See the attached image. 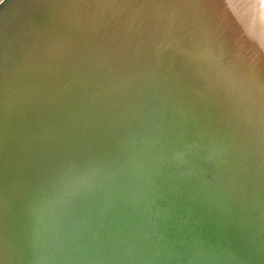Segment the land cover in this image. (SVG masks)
<instances>
[{
  "label": "water",
  "instance_id": "95a60500",
  "mask_svg": "<svg viewBox=\"0 0 264 264\" xmlns=\"http://www.w3.org/2000/svg\"><path fill=\"white\" fill-rule=\"evenodd\" d=\"M171 1L151 17L159 35L142 18L53 56L46 14L29 25L36 60L0 121V264H47L52 231L101 180L181 198L180 166L264 224V29L253 26L264 0ZM7 68L12 84L20 68ZM185 198L264 264L261 236L194 191Z\"/></svg>",
  "mask_w": 264,
  "mask_h": 264
},
{
  "label": "bare ground",
  "instance_id": "6f19581e",
  "mask_svg": "<svg viewBox=\"0 0 264 264\" xmlns=\"http://www.w3.org/2000/svg\"><path fill=\"white\" fill-rule=\"evenodd\" d=\"M103 1L87 0L86 8L92 10L90 5L98 7ZM116 1L113 0L95 15L94 22L99 24L87 31L89 33L97 29L94 36L91 35L92 39H100L115 24H135L142 18L148 19V23L150 20L151 28L159 35L161 26L158 19L151 17L173 9L168 7L166 0H139L144 5L135 10L129 0H120L118 6L114 3ZM84 2L8 0L0 7V47L6 51L0 61L1 90L9 88L11 84L9 77L4 76L8 65L15 68L20 63L26 68L35 62L30 56L31 47L27 49L25 41L29 25L39 21L38 18L48 11L57 9V14L64 22L75 27L81 20L74 18V15H78L75 11L77 7L82 8ZM171 3L175 4L173 0ZM244 9L247 11L246 7ZM263 15L264 11L261 17L257 16L256 26L251 23L256 29L257 24H261L264 29ZM86 40L84 45L88 44L90 38ZM22 69L24 73V67ZM171 175L181 198L159 190L145 191L140 184L132 186L135 180L131 177L122 178L121 187L126 186L125 194L122 195H118L115 189L117 179L96 182L94 190L89 188L85 198L57 226V235H68V238L52 243L48 250L51 264H94L99 248L93 244L99 240L105 244L109 241V249L120 253L116 264H257L241 251L228 231L196 211L185 197L194 191L195 195L223 206L229 217L239 220L243 226L264 239V224L258 213L231 205L215 189L201 190L199 175H192L181 166L176 167ZM119 223L121 230L117 231ZM111 225L116 227V235L110 240L107 233Z\"/></svg>",
  "mask_w": 264,
  "mask_h": 264
},
{
  "label": "rangeland",
  "instance_id": "374dc122",
  "mask_svg": "<svg viewBox=\"0 0 264 264\" xmlns=\"http://www.w3.org/2000/svg\"><path fill=\"white\" fill-rule=\"evenodd\" d=\"M8 0H0V7H2L4 5V3ZM4 2V3H3ZM111 3L113 2V0L110 1ZM87 0H85V2L83 3L82 8L81 7H77L75 14L78 15H74L77 19H81L79 20L76 24L75 27L72 26V24H69L67 21L64 22V20L61 18L60 15H58L56 13L57 9L49 11L48 13H46L44 20L46 19L48 25H45V29L42 32V37L46 39V41L50 42L52 40L55 41L54 45L56 47V49L54 50H49L47 53H53V55H57L59 54V50H62L64 52H68L69 50H71L73 47L81 45L85 43V40L88 39V34H86V32L94 26H97L99 23H95V15L94 17H86V13L88 12L89 9L86 8V4H87ZM118 3H120V0H117L115 2V5L118 6ZM8 2L6 3V5L4 6L5 8L7 7ZM64 4V3H63ZM63 4H60V6H62ZM59 12V11H58ZM51 15V16H50ZM54 15V17H53ZM47 17V18H46ZM51 17V18H49ZM41 18H38V20ZM65 19V18H64ZM108 23L110 24V21L107 20ZM64 22V23H63ZM73 28V29H72ZM75 29V30H74ZM94 36V34L92 35V37ZM55 38V39H54ZM83 40V42H82ZM77 41V43H75ZM33 50V51H32ZM32 50L30 52V56L31 58H33L34 60H36V52L34 51V48L32 47ZM50 55V54H48ZM49 57V56H48ZM19 68L22 69V67H24L25 70V65L24 64H18ZM8 69V68H7ZM12 71L11 69H9V73H8V77H11L12 75ZM23 74V69L22 70H18L17 74L15 76V80L12 83V85L9 86V88L7 87L4 90H1L0 88V121H2L4 114L6 112L5 107L7 106V102L9 100V98L14 94L15 95V89L17 88L16 86L19 85L20 83V78L22 77ZM17 77V78H16ZM14 84V86H13ZM9 89V90H8ZM7 90V91H6ZM11 90V91H10ZM4 91V92H2ZM7 93V94H6ZM4 94V95H3ZM168 164V162H167ZM182 171V170H180ZM183 174V173H181ZM122 178H129V177H121V178H117V181L115 182V189L118 192V195H122L125 194V188L126 186L124 185L123 187H121L122 182ZM131 180V178H130ZM125 181V180H124ZM133 182H131L130 185H132ZM139 183L137 181H135V183L132 186H136ZM118 185V187H117ZM96 187V183L93 184L91 186V190H94V188ZM99 194L96 195V197ZM113 225V224H112ZM111 227L109 228L110 230H108L107 233V237H109V239L111 240L112 237L114 238L116 233H115V229L116 227ZM57 228V226H56ZM56 228H54V230L52 231L51 234V238H50V246L48 247L47 251L49 250L50 247H52V243L53 242H60L66 238H68V235L65 236H61L59 237L57 235V230ZM121 230V224L119 223L117 226V231ZM118 235V234H117ZM107 242V241H106ZM93 245H95V248H99L98 253H97V257L94 260V264H116L118 257L120 256V253L118 252H114L113 249H109V241L107 242V244L103 243V240H99L96 243H94ZM107 245V248L105 247ZM118 255V256H117ZM232 257L235 259V257L232 255ZM144 262V259L142 260ZM150 263L148 261H145V263ZM47 264H51V258L49 256V260Z\"/></svg>",
  "mask_w": 264,
  "mask_h": 264
}]
</instances>
